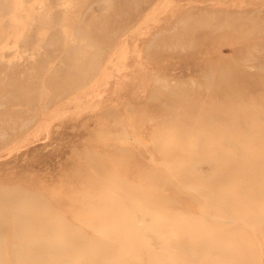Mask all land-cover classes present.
<instances>
[{"label": "rangeland", "instance_id": "374dc122", "mask_svg": "<svg viewBox=\"0 0 264 264\" xmlns=\"http://www.w3.org/2000/svg\"><path fill=\"white\" fill-rule=\"evenodd\" d=\"M262 91L264 0H0V202L38 207L61 264H264V197L201 191L235 195L230 137L264 150Z\"/></svg>", "mask_w": 264, "mask_h": 264}, {"label": "bare ground", "instance_id": "6f19581e", "mask_svg": "<svg viewBox=\"0 0 264 264\" xmlns=\"http://www.w3.org/2000/svg\"><path fill=\"white\" fill-rule=\"evenodd\" d=\"M225 77V79H221V88H223L222 92H224L222 94L224 95V100H226L225 105H229V107H231L234 105L237 98L239 99L240 97L237 95L238 92L233 89L232 85L234 81L231 80L232 78L228 75ZM227 77L231 79H228ZM220 78L221 77H219V79ZM255 87H258L257 83L255 84ZM249 88L253 90L254 86L250 85ZM225 105L224 107H226ZM218 106L212 108H217ZM225 109L221 105L218 107V110L221 112ZM233 115L235 119L237 116H244L240 111H237L235 107L233 109H229L227 113V116L229 117ZM231 120L233 125L240 124L242 127H250L248 126L250 121L247 117L245 119L242 117L240 121L237 120L236 123H234L233 119ZM195 121L197 120L195 119ZM198 121L200 124H206L209 122L202 118L198 119ZM245 134L249 144L246 143L244 146L237 145L244 143L242 142L243 140H241L240 143L238 142L240 140V134L230 137L232 139L228 138L230 141L227 140L230 147L238 149L235 155L231 157L232 162L228 165H224L225 170L223 173V176L226 175L231 181H235V195H230L227 191L228 188L224 186L225 184L223 185V183L219 185L220 187L217 184H214L211 187H205L201 190L203 193L207 194L203 196H208L210 199H215V196L220 194L218 201L219 204H221L220 206H223L224 204H231L234 207L233 212L235 210L239 211L241 204H246L248 209L259 208L260 205H258L259 202H257V200L261 197V199H263L264 197V150L258 149L259 142H263V136H260V133L254 134L248 132ZM242 136H244V134ZM218 153L221 155L219 156V154L217 155L215 152L214 156L217 155L221 158H228V155L223 153L221 150L218 151ZM253 163L256 164V166H254ZM244 167H247L246 172L238 171L242 170ZM222 191L225 192L222 193ZM259 192L263 193L257 195L256 193ZM25 198L26 196L21 195L17 198L18 200L12 204L8 203V201L0 202L1 210H9L10 213L18 211L16 215L13 214L11 220H0V264H61L63 263L62 260L72 262L75 259L73 255L74 248L71 251H63L67 247H62V239L59 234H57V228L50 224L48 218L43 217L44 215L38 211V207H33L36 206L34 203ZM18 205L20 206L18 207ZM164 205H166V203H164ZM177 205L181 206V200L179 203H172L174 208H178L179 206ZM113 218L114 216L110 215L107 220L103 218V222L105 223L107 221V223H109ZM51 237L54 238L53 242L48 240Z\"/></svg>", "mask_w": 264, "mask_h": 264}]
</instances>
